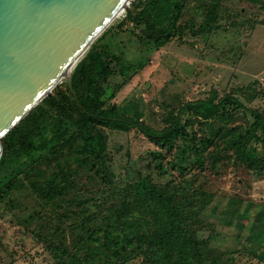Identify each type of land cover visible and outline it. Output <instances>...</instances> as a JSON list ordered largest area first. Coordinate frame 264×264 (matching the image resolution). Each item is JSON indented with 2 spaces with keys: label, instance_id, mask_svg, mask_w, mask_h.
I'll return each mask as SVG.
<instances>
[{
  "label": "rangeland",
  "instance_id": "374dc122",
  "mask_svg": "<svg viewBox=\"0 0 264 264\" xmlns=\"http://www.w3.org/2000/svg\"><path fill=\"white\" fill-rule=\"evenodd\" d=\"M180 25L181 33L159 50L142 46L127 27L113 28L131 61L148 60L114 102L157 131L168 125L169 112L214 94L264 113V0H188ZM245 108L231 111L229 120L193 124L198 138L214 140L206 168L166 188L199 251L188 249L185 259L177 249L162 257L151 241L160 227L153 214L161 213L162 203L130 188L139 172L152 171L150 152L157 146L136 128L107 126L99 128L106 137L105 167L69 155L46 173L64 186L53 201L39 203L24 182L14 191L19 207L14 200L0 204V264H61L60 258L66 264H264V166L250 167L235 145L250 132ZM169 176L157 179L166 183ZM31 211L34 218L24 222Z\"/></svg>",
  "mask_w": 264,
  "mask_h": 264
},
{
  "label": "trees",
  "instance_id": "16d2710c",
  "mask_svg": "<svg viewBox=\"0 0 264 264\" xmlns=\"http://www.w3.org/2000/svg\"><path fill=\"white\" fill-rule=\"evenodd\" d=\"M187 2L138 0V5L130 8L122 21L116 26L110 25L97 38L73 69V86L83 108L77 104L64 81L2 139L0 204L11 203L15 199L14 191L24 182L33 194L42 198H36L39 203L53 201L63 192L64 186L54 174L46 173L56 169L62 158L70 155L80 160H95L105 167L108 155L106 137L99 128H136L157 146V150L150 152L152 159L148 163L151 172L157 175L156 179L151 172H139L130 183V188L138 196L144 195L149 201L162 203L161 213H152L160 227L151 236V241L155 242L162 257L170 256L176 249L181 251L183 259L188 249L199 251L195 233L188 232L183 223L184 215L166 188L194 170L206 168V150L214 140L198 138L193 124L196 121L229 120L231 111L244 109V104L232 96L218 99L216 94L187 102L177 114L169 112L166 117L168 125L157 131L146 126L139 113L131 117L126 114V108L114 102L119 92L146 68L148 60L131 61L117 42V33L112 34L113 28L124 31L127 27L126 30L139 34L142 46L150 43V48L159 50L181 33L180 19ZM130 24L132 28H129ZM226 105L232 106V110ZM246 110L251 116L250 132L246 136L240 135L235 142L237 157L252 168L264 166V113ZM186 113L193 119L184 120L182 115ZM169 172L171 176L166 183H160L157 178ZM12 204L20 206L16 200ZM2 211L0 208V214ZM35 213L31 211L23 217L24 222H30ZM194 257L200 261L201 255L197 252ZM75 258L69 256L70 261ZM59 261L66 264L62 258Z\"/></svg>",
  "mask_w": 264,
  "mask_h": 264
},
{
  "label": "water",
  "instance_id": "95a60500",
  "mask_svg": "<svg viewBox=\"0 0 264 264\" xmlns=\"http://www.w3.org/2000/svg\"><path fill=\"white\" fill-rule=\"evenodd\" d=\"M131 0H0L2 139L71 73Z\"/></svg>",
  "mask_w": 264,
  "mask_h": 264
},
{
  "label": "bare ground",
  "instance_id": "6f19581e",
  "mask_svg": "<svg viewBox=\"0 0 264 264\" xmlns=\"http://www.w3.org/2000/svg\"><path fill=\"white\" fill-rule=\"evenodd\" d=\"M123 11H124V10H122V11L119 13V15H118L117 17H119Z\"/></svg>",
  "mask_w": 264,
  "mask_h": 264
}]
</instances>
